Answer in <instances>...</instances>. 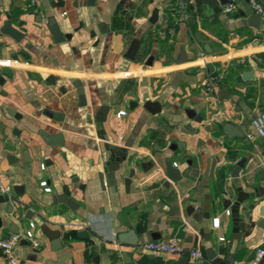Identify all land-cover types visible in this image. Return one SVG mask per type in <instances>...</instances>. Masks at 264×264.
<instances>
[{"label": "crops", "instance_id": "0c3cea01", "mask_svg": "<svg viewBox=\"0 0 264 264\" xmlns=\"http://www.w3.org/2000/svg\"><path fill=\"white\" fill-rule=\"evenodd\" d=\"M187 1L195 18L189 8L175 24L179 0H0V237L34 222L38 241L14 247L19 264H194L143 247L172 238L211 263L210 249L246 264L264 248V136L246 139L264 111V14L257 29L243 23L255 13L248 0H218L237 4L230 13ZM53 18L70 38L55 42ZM6 22L20 40L1 32ZM211 74L216 96L207 91ZM226 122L244 136L229 138ZM45 134H60V144ZM242 157L246 197L235 224L223 201L238 196L230 168ZM168 161L180 180L167 177ZM0 264H11L2 250Z\"/></svg>", "mask_w": 264, "mask_h": 264}, {"label": "water", "instance_id": "95a60500", "mask_svg": "<svg viewBox=\"0 0 264 264\" xmlns=\"http://www.w3.org/2000/svg\"><path fill=\"white\" fill-rule=\"evenodd\" d=\"M200 2H203L205 4L212 6L213 9L217 12L222 11V7L220 6L218 0H200ZM156 15H157V12L155 11L152 18H151L152 22L155 21ZM261 20H262V17L260 14L253 13L249 17L245 18L243 20V23L259 29ZM49 30H50L55 42H60V41H63L65 39L71 37V33H63L62 32V30H61L59 24L56 22L55 18L50 19ZM1 32L11 35L15 40H20L23 36V32L21 30L17 29L16 27H14L11 24V22H6L5 25L1 28ZM139 42H140V40L138 37L134 38V40L132 41V43L128 49V52L126 54V56L128 58H130V59L135 58V55H136L137 50H138ZM185 59H186V54H185L184 48H182L180 56L178 58V61L181 62V61H184ZM152 60H153V55L149 56V58L147 60V64H151ZM252 75L253 74L251 71H244L243 72L244 78H250ZM72 82L77 87L78 94L80 96V102L82 104H85L86 98L84 96V88H83L82 84L76 79H73ZM222 91L224 93H227L226 89H222ZM106 109H107V107L104 106L101 109V114H105ZM188 112L190 113L191 111H188ZM16 116H19V114H16ZM99 118H100V116H99ZM223 127H224L225 134L229 138H232L234 136L242 138L244 136V132L242 130H240V128H238V126H236L232 122H226L223 125ZM44 138L48 142L53 141V142H55V144H60L61 135L60 134H56V135L45 134ZM216 162H217V160L215 157H211L208 159V166L206 169V175L207 176H209V177L214 176V169L216 166ZM245 165H246V157H242L240 160H238L236 162V164L234 166H232L230 168L232 177L234 178L236 187L238 188L239 192H238V196H237L235 201H233L232 199H226L223 201L224 207H227V208L230 207L231 208V212H232V216L234 218L235 224L239 223V220H240V217H239L240 204L246 197L245 193L242 192V190H241L240 180H239L241 170L245 167ZM166 175L169 179H171L173 181H178L181 179V171L171 161H168L166 163ZM69 204H72V202L70 200H69ZM204 215L206 217H208L210 215V212H208V211L204 212ZM133 234H134V230L130 229L128 232L119 233L118 239L121 242H125L126 237H128L129 235H133ZM48 235L50 237L55 236V238L60 236V234H58V233H56L55 235L48 233ZM80 235H88L87 230H84ZM152 236L155 238V234H152ZM136 237L133 236L132 240H129L131 244H134V245L138 244V238H136ZM209 257L213 260V262L215 264H233V262H234V259L232 257H229L226 260H222L217 255V252L213 249L209 250ZM186 259H187V255L185 254L182 257V260H186Z\"/></svg>", "mask_w": 264, "mask_h": 264}, {"label": "built area", "instance_id": "2783aa9c", "mask_svg": "<svg viewBox=\"0 0 264 264\" xmlns=\"http://www.w3.org/2000/svg\"><path fill=\"white\" fill-rule=\"evenodd\" d=\"M251 8L255 13L263 15L264 14V5L260 0H248ZM237 8V4L234 1L227 2L222 10L226 13H230L235 11ZM177 14H176V22L175 24L184 21L188 18V1L187 0H179L177 5ZM175 28L171 27L170 32H174ZM218 86V76L216 74H211L209 77V81L207 84V91L216 96V89ZM125 111L121 110L118 112V115L124 114ZM250 131L246 133V139L248 141H253L256 136H264V111L255 115L250 121ZM44 167V164H41ZM176 165V163H174ZM4 179V178H3ZM5 180V179H4ZM41 186L44 187V190L50 191L51 187L48 185L47 180H42L40 182ZM2 190L6 193L10 192V185L7 183H3L1 186ZM227 214H230V209L226 210ZM214 224H218V218L215 219ZM35 226L34 222H30L29 229L25 231H16L11 233L8 237H0V250H2L5 255L8 257L9 262L11 264H19L18 258L14 254V247L19 243L22 238H27L33 242L34 246H38V241L35 239L33 228ZM220 239H224V237H220ZM143 247L152 250L154 252H166L171 254H186L193 261L194 264H215L208 261L204 252L199 247L185 248L178 238H172L169 241H159L152 240L143 244ZM264 255V248H258L256 257L254 260L246 263V264H258L261 258Z\"/></svg>", "mask_w": 264, "mask_h": 264}, {"label": "trees", "instance_id": "16d2710c", "mask_svg": "<svg viewBox=\"0 0 264 264\" xmlns=\"http://www.w3.org/2000/svg\"><path fill=\"white\" fill-rule=\"evenodd\" d=\"M202 6H203V5L200 4V3L196 5L197 8H199V7L201 8ZM188 8H190V10L192 11L191 16H193V17L195 18V13H196V12H194V11H195V9H194L195 7H193V6L191 5V3H189V4H188ZM170 24H172V22H171ZM263 54H264V51L260 52V55H263Z\"/></svg>", "mask_w": 264, "mask_h": 264}]
</instances>
